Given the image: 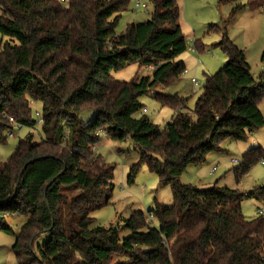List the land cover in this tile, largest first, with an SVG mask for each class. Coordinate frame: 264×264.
<instances>
[{"label":"trees","instance_id":"1","mask_svg":"<svg viewBox=\"0 0 264 264\" xmlns=\"http://www.w3.org/2000/svg\"><path fill=\"white\" fill-rule=\"evenodd\" d=\"M147 1L149 19L116 32L130 0H0V143L13 122L40 123L42 133L39 140L27 133L0 161V232L14 235L16 264H264V213L246 218L236 189L179 180L225 140L243 141L264 125V77L253 76L227 35L244 5L208 25L226 62L206 75L188 110L187 98L154 91L185 70L177 59L187 49L178 2ZM194 48L203 51L200 39ZM130 64L150 72L130 81L111 75ZM148 93L173 110L163 127L142 113L139 98ZM34 101L40 122L31 116ZM85 109L94 113L86 121L79 117ZM101 133L138 152L128 183L146 165L171 190L169 205L133 210L123 238L91 216L112 190L114 168L93 149ZM261 159L264 148L246 150L233 169L236 180ZM247 196L264 200V186ZM17 218L24 220L15 232L8 219Z\"/></svg>","mask_w":264,"mask_h":264},{"label":"rangeland","instance_id":"2","mask_svg":"<svg viewBox=\"0 0 264 264\" xmlns=\"http://www.w3.org/2000/svg\"><path fill=\"white\" fill-rule=\"evenodd\" d=\"M133 1L130 0L128 9L122 13L115 27L116 32L123 31L127 23L142 22L149 19L153 6L147 0H142L146 3V7L133 9ZM177 2L180 8V25L187 43V49L179 54L177 59L182 61L187 71H190L181 74L166 87H155L154 91L183 96L187 98V109L192 110L206 75L214 73L226 62L225 54L215 45L219 36L216 33H207L208 25L226 19L233 6L244 5L243 10L241 9L245 11L242 16L251 15L252 10H257L264 36V0H177ZM239 21L240 17L236 19L237 23ZM192 37L194 38L193 41L190 40ZM197 39L201 40L204 46L203 51L197 52L195 50L194 41ZM263 45L264 37L262 38ZM254 50L255 47L252 45L246 50L250 72L255 78L264 77V64L260 60V52ZM219 55L225 58L224 61L213 60L215 57L217 59ZM149 72L148 67L130 64L123 69L112 72L111 75L119 81H130L136 75L143 76ZM192 77L197 80V85H193L191 82ZM139 100L144 108L142 113L160 127H163L171 119L173 110L161 106L154 99L152 93L141 96ZM40 106L39 101L31 103V116L35 120H39L36 113L39 114ZM258 106L264 117V98ZM93 115L92 110L85 109L80 112L79 117L86 121ZM137 115H140V112ZM27 133H31L34 140H39L42 137L40 123H36L33 127L22 126L15 129L4 143H0V161H5L10 156L18 140ZM100 137V142L95 146L96 153L114 168L111 181L112 190L109 203L94 210L91 216L95 219V225L116 227L118 237L123 238L129 235V230L124 226V220L129 217L130 213L133 210L146 212L154 206L155 201L169 205L171 203V190L168 185L160 186L157 175L149 171L146 165H140L133 182L128 183L126 175L129 167L137 163L138 152L129 141H114L102 133ZM253 147L264 148V125L243 141L225 140L220 146L221 150L209 153L201 166H188L181 173L180 182L198 187H209L216 184L236 189L244 194L241 200L242 214L246 218H252L258 214L259 209L264 212V200L247 196L248 192L264 186V164L255 163L237 180L233 169L238 167L242 160V154ZM232 159H236L237 162H233ZM212 167L215 170L210 173ZM23 220L24 218L8 219V223L16 232ZM150 224L156 225L155 220ZM13 241L14 235L0 232V264H16L11 251Z\"/></svg>","mask_w":264,"mask_h":264},{"label":"crops","instance_id":"3","mask_svg":"<svg viewBox=\"0 0 264 264\" xmlns=\"http://www.w3.org/2000/svg\"><path fill=\"white\" fill-rule=\"evenodd\" d=\"M242 10L238 11L239 14H235L233 19L227 25V35L237 47L244 51L245 59L247 61L246 50L249 46L252 45V47H255V52L257 51L261 53L264 50V45L262 46V38L264 36L262 34V28L260 27V17L257 15V10H252V14H248L247 16H242V13L245 12ZM238 17H240V21L237 23L236 19ZM236 26L237 28H235ZM254 34L255 36H253ZM190 40L193 41L194 38L192 37ZM218 59L224 61L225 58L219 55L217 59L215 57L213 60L218 61ZM185 70V73H189L190 71H187L186 68Z\"/></svg>","mask_w":264,"mask_h":264},{"label":"built area","instance_id":"4","mask_svg":"<svg viewBox=\"0 0 264 264\" xmlns=\"http://www.w3.org/2000/svg\"><path fill=\"white\" fill-rule=\"evenodd\" d=\"M145 7H146V3L143 2L142 0H134V1H133V9L145 8ZM185 72H186V70L183 71V73H185ZM183 73H182V74H183ZM191 82L193 83V85H197V83H198L197 80H196L194 77L191 78ZM8 120H9L10 122H13V119H12L11 117H8ZM38 122H40V118H39ZM13 127H14V129H18V128L21 127V125L18 124V123H14V122H13ZM12 133H13V132H11L10 130H7V132H6V134H7L8 136H11ZM93 149H94L95 152H96V147H93ZM232 161H233V162H237L236 159H232ZM259 162H261V164H264V159H261ZM214 170H215V168L212 167V169L210 170V173H211L212 171H214ZM258 213L261 214V213H264V212H263L262 210H258Z\"/></svg>","mask_w":264,"mask_h":264}]
</instances>
